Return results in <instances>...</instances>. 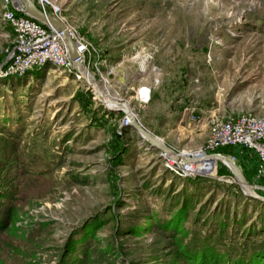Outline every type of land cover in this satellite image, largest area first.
Wrapping results in <instances>:
<instances>
[{
	"label": "rangeland",
	"instance_id": "374dc122",
	"mask_svg": "<svg viewBox=\"0 0 264 264\" xmlns=\"http://www.w3.org/2000/svg\"><path fill=\"white\" fill-rule=\"evenodd\" d=\"M56 1L118 106L50 66L0 77V264H264V203L223 163L182 173L120 126L132 111L199 156L210 119L264 114V0ZM2 3L0 61L14 40Z\"/></svg>",
	"mask_w": 264,
	"mask_h": 264
},
{
	"label": "built area",
	"instance_id": "2783aa9c",
	"mask_svg": "<svg viewBox=\"0 0 264 264\" xmlns=\"http://www.w3.org/2000/svg\"><path fill=\"white\" fill-rule=\"evenodd\" d=\"M35 2L43 12L50 13L65 22L61 3L56 0H35ZM2 8L3 20L9 23L14 40L7 54L0 61V77L32 73L50 66L72 76L75 80L85 81L91 93L93 92V87L79 71L76 62L70 59L66 39L61 30L34 20L21 6L15 4L14 0H3ZM68 30L89 73L93 78L98 77L99 80L105 81L103 75L107 73V63L104 58L87 39L75 30L69 28ZM142 89L138 91L137 96L145 102L148 97ZM123 112L120 126L130 127L131 116L134 114L132 111ZM232 148H239V152H227ZM244 151H249L256 159L254 180L264 178V114L237 113L210 119L207 138L200 151L203 155L219 153L227 155L235 162L238 161L236 154H242Z\"/></svg>",
	"mask_w": 264,
	"mask_h": 264
},
{
	"label": "water",
	"instance_id": "95a60500",
	"mask_svg": "<svg viewBox=\"0 0 264 264\" xmlns=\"http://www.w3.org/2000/svg\"><path fill=\"white\" fill-rule=\"evenodd\" d=\"M14 3L21 6L24 12L34 20L39 21L45 25H50L51 27L61 30L64 33L70 59L72 61L77 60L76 62L79 71L82 73L85 79L90 84L93 85L96 81L93 78V76L89 73L86 66L84 65L83 59L81 58V56L79 55L76 49L75 42L71 39L69 35V30L67 25L56 16L50 13L43 12L39 8L35 0H14ZM93 93L97 97L98 94L97 90H93ZM97 99L100 101L99 98ZM129 125L130 128L133 131L137 132L138 135H141L143 140H146L152 148H155L158 151H160L161 155L171 160L180 162V164L178 163L179 164L178 170H180L182 173H186V174L189 173L185 171L186 165H192L193 163H198V162L205 164V163H214L216 161H220L228 168L230 174L234 179V182L238 185L241 192L245 196L257 200L261 203H264V195H260L258 193L255 184L249 183L247 181L243 173V170L241 168V165L238 163V161L233 162L227 155H223L219 153H207L203 156H197L196 154H191V153L185 154L183 152H177L168 145H166L159 138L146 131L136 120L132 119ZM199 172L205 173L203 170Z\"/></svg>",
	"mask_w": 264,
	"mask_h": 264
},
{
	"label": "crops",
	"instance_id": "0c3cea01",
	"mask_svg": "<svg viewBox=\"0 0 264 264\" xmlns=\"http://www.w3.org/2000/svg\"><path fill=\"white\" fill-rule=\"evenodd\" d=\"M227 152H232V153L239 152V148L228 149ZM238 162L240 163V165H242L244 167V169L250 170L252 175H253L254 169L256 166V159L252 153H250L249 151H244V153L238 154ZM252 178H253V176H251V179ZM261 180H262V184L264 185V178L260 179V182H261Z\"/></svg>",
	"mask_w": 264,
	"mask_h": 264
},
{
	"label": "bare ground",
	"instance_id": "6f19581e",
	"mask_svg": "<svg viewBox=\"0 0 264 264\" xmlns=\"http://www.w3.org/2000/svg\"><path fill=\"white\" fill-rule=\"evenodd\" d=\"M74 62H76V60H73ZM76 64H77V62H76ZM96 83V82H95ZM95 83L92 85L91 84V86L93 87V89H95V90H97V97L100 99V100H102V102L104 103V104H106V106L108 107V108H117V106L118 105H115V104H112L109 100H107V97H106V95L101 91V89H100V87H99V85L96 83V85H95ZM90 84V83H89ZM143 89H145V91H144V93H148L147 92V90H146V88H143ZM142 89V90H143ZM100 96V97H99ZM145 96L147 97L148 96V94H145ZM122 106H124V105H122ZM122 108H124V107H122ZM126 110V109H125ZM125 110H123V111H125ZM127 112H128V110H126ZM131 119H134V117H133V115L131 116ZM135 120V119H134ZM141 138H142V136L141 135H139ZM199 156H203V155H199ZM179 164H180V162H179ZM189 168H190V165H186V168H185V171H188V172H190V170H189ZM193 168V167H192ZM211 171H213V170H211Z\"/></svg>",
	"mask_w": 264,
	"mask_h": 264
},
{
	"label": "trees",
	"instance_id": "16d2710c",
	"mask_svg": "<svg viewBox=\"0 0 264 264\" xmlns=\"http://www.w3.org/2000/svg\"><path fill=\"white\" fill-rule=\"evenodd\" d=\"M253 176V175H252ZM246 177V176H245ZM246 179H247V181L249 182V183H252V181H251V179H248V177H246ZM252 180H254V178H252ZM259 194H261V195H264V193H260V192H258ZM211 264H219L218 262H216V261H213ZM236 264H242V263H236Z\"/></svg>",
	"mask_w": 264,
	"mask_h": 264
}]
</instances>
